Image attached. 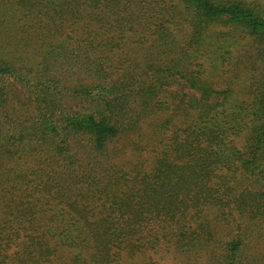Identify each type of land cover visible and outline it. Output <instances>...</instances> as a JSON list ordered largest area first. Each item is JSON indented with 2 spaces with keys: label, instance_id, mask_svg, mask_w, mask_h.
Wrapping results in <instances>:
<instances>
[{
  "label": "trees",
  "instance_id": "1",
  "mask_svg": "<svg viewBox=\"0 0 264 264\" xmlns=\"http://www.w3.org/2000/svg\"><path fill=\"white\" fill-rule=\"evenodd\" d=\"M264 264V3L0 0V264Z\"/></svg>",
  "mask_w": 264,
  "mask_h": 264
},
{
  "label": "rangeland",
  "instance_id": "2",
  "mask_svg": "<svg viewBox=\"0 0 264 264\" xmlns=\"http://www.w3.org/2000/svg\"><path fill=\"white\" fill-rule=\"evenodd\" d=\"M248 3H257V4H262L264 3V0H246ZM196 264V263H195Z\"/></svg>",
  "mask_w": 264,
  "mask_h": 264
}]
</instances>
